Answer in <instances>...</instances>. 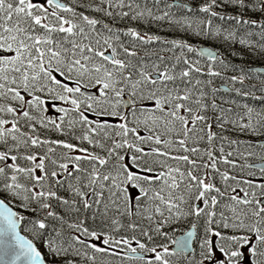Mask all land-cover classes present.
I'll use <instances>...</instances> for the list:
<instances>
[{"label":"snow or ice","instance_id":"1","mask_svg":"<svg viewBox=\"0 0 264 264\" xmlns=\"http://www.w3.org/2000/svg\"><path fill=\"white\" fill-rule=\"evenodd\" d=\"M0 264H264V0H0Z\"/></svg>","mask_w":264,"mask_h":264},{"label":"trees","instance_id":"2","mask_svg":"<svg viewBox=\"0 0 264 264\" xmlns=\"http://www.w3.org/2000/svg\"><path fill=\"white\" fill-rule=\"evenodd\" d=\"M170 35H178L180 37H183V38H188L184 33H179V34H170ZM193 42L195 43L196 41L193 40ZM207 43H211V42H207ZM216 47H219L221 49V51H224L226 55H229L230 58H233L231 57V54L230 52L221 44H219L218 42L216 43L215 45ZM237 48H239V46H237ZM235 60L236 63H241V60L239 58V55H237V57H234L233 58ZM244 59L249 62V63H253V64H256L258 65L259 64V61L258 60H254V58L250 57V56H245ZM219 83V82H218Z\"/></svg>","mask_w":264,"mask_h":264}]
</instances>
